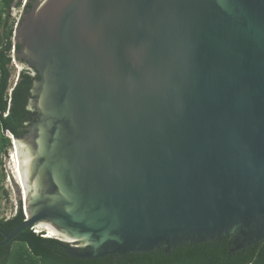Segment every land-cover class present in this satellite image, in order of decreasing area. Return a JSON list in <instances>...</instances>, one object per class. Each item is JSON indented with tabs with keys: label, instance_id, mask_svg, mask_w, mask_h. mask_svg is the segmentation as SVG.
Segmentation results:
<instances>
[{
	"label": "water",
	"instance_id": "1",
	"mask_svg": "<svg viewBox=\"0 0 264 264\" xmlns=\"http://www.w3.org/2000/svg\"><path fill=\"white\" fill-rule=\"evenodd\" d=\"M13 44L37 120L9 137L25 220L0 247L264 241V0H34Z\"/></svg>",
	"mask_w": 264,
	"mask_h": 264
},
{
	"label": "trees",
	"instance_id": "2",
	"mask_svg": "<svg viewBox=\"0 0 264 264\" xmlns=\"http://www.w3.org/2000/svg\"><path fill=\"white\" fill-rule=\"evenodd\" d=\"M14 0H0V166L10 144L4 133L18 138L33 123L27 109L29 89L38 76L21 70L17 82L10 87V65L14 47L8 9ZM18 50V46L15 47ZM0 189L2 187L0 186ZM25 220L21 205L8 219L0 220V230L10 233ZM0 234V243L3 241ZM61 243L45 237L34 228L20 232L14 240L0 247V264H264V241L235 251L232 236L202 243H182L170 251L152 250L142 254H111L97 259H74Z\"/></svg>",
	"mask_w": 264,
	"mask_h": 264
},
{
	"label": "rangeland",
	"instance_id": "3",
	"mask_svg": "<svg viewBox=\"0 0 264 264\" xmlns=\"http://www.w3.org/2000/svg\"><path fill=\"white\" fill-rule=\"evenodd\" d=\"M22 12L21 9L19 8H14L11 7L10 9V19H9V24L10 28L14 31L17 27V22L19 19V14ZM12 41H13V36H12ZM14 50V47L12 49V52ZM13 55V53H12ZM10 73L11 77L9 80V85L10 87L14 85L15 82L18 80V75H19V68L16 65L13 57H12V62L10 65ZM6 137H10L9 134H5ZM6 153L8 154L7 157L2 158V165L0 166V186L2 189H0V219L5 218H11L19 206L21 205L23 214H25V208H24V194L21 186H18L16 184V181L13 179L14 173L13 172V166L14 163L10 161V157L12 154H16V150L12 144V140L10 139V144L6 150Z\"/></svg>",
	"mask_w": 264,
	"mask_h": 264
},
{
	"label": "flooded vegetation",
	"instance_id": "4",
	"mask_svg": "<svg viewBox=\"0 0 264 264\" xmlns=\"http://www.w3.org/2000/svg\"><path fill=\"white\" fill-rule=\"evenodd\" d=\"M33 1H34V0H20V1L18 2L17 0H14V1L11 3L10 8L8 9L9 19H10V17H11V15H10V9H11V7L19 8V9L22 10V12L19 14V19H18V21H19L20 18L22 17V13H23V12L27 13L28 10H30V9L32 8V2H33ZM17 23H18V22H17ZM21 63L24 65V68H23V69L29 71L30 74H31V71L28 69L26 62L21 61ZM25 65H26V66H25ZM32 77H33V76H32ZM31 112H32V111H31ZM32 113H33V114H32V119H33V122H34V121L37 120L36 111H34V112H32ZM0 220H1V219H0ZM0 231H1V230H0ZM0 234H1V233H0Z\"/></svg>",
	"mask_w": 264,
	"mask_h": 264
},
{
	"label": "bare ground",
	"instance_id": "5",
	"mask_svg": "<svg viewBox=\"0 0 264 264\" xmlns=\"http://www.w3.org/2000/svg\"><path fill=\"white\" fill-rule=\"evenodd\" d=\"M10 161H12V163H14V166H13V172L14 173L13 175V179L16 181V184L18 186H21L22 187V184H21V179H20V174L18 172V160H17V156L16 154H12V156L10 157L9 159ZM23 190V189H22ZM24 194V193H23ZM24 198V197H23Z\"/></svg>",
	"mask_w": 264,
	"mask_h": 264
}]
</instances>
